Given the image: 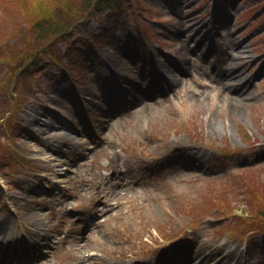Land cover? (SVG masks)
<instances>
[{
	"label": "rangeland",
	"instance_id": "obj_1",
	"mask_svg": "<svg viewBox=\"0 0 264 264\" xmlns=\"http://www.w3.org/2000/svg\"><path fill=\"white\" fill-rule=\"evenodd\" d=\"M91 1L0 0V228L45 245L38 264H177L223 243L202 264H264V233L238 240L264 227V0ZM50 15L66 24L40 37ZM235 64L242 83L216 77ZM194 146L199 179L159 172Z\"/></svg>",
	"mask_w": 264,
	"mask_h": 264
},
{
	"label": "trees",
	"instance_id": "obj_2",
	"mask_svg": "<svg viewBox=\"0 0 264 264\" xmlns=\"http://www.w3.org/2000/svg\"><path fill=\"white\" fill-rule=\"evenodd\" d=\"M106 2H103V0H95L94 1V7L95 8H97V7H99V5L100 4H105ZM106 4H108V6H111V5H113L114 7H117V4H116V2L114 1V2H108V3H106ZM55 11H56V9H55ZM76 12V11H75ZM57 17L58 16H48V17H42V18H39V19H37L36 20V22H34L33 23V28H37V29H40L39 30V34H40V37H44V36H42L43 34H46L47 32H49L51 29L53 30V31H56V32H59V30H61L64 26H65V21H61L60 19H57ZM49 18L51 19V20H49ZM64 25V26H63ZM65 29V28H64ZM63 29V30H64ZM50 33V32H49ZM37 62H35L34 61V65L36 64ZM33 65V66H34ZM33 66H30V67H28V69L29 70H32L33 68ZM242 211H245L244 209H242Z\"/></svg>",
	"mask_w": 264,
	"mask_h": 264
},
{
	"label": "bare ground",
	"instance_id": "obj_3",
	"mask_svg": "<svg viewBox=\"0 0 264 264\" xmlns=\"http://www.w3.org/2000/svg\"><path fill=\"white\" fill-rule=\"evenodd\" d=\"M185 56V53H183V57ZM37 59L38 58H35L34 59V61L35 62H37ZM217 59H220V57H217ZM241 69V70H240ZM243 73H245V69H244V65H241V67L239 66L238 67V64L236 65V66H234V67H232V68H230L228 71H227V73H226V75H227V77L229 78V80L230 79H241L242 77H241V75H243ZM241 77V78H240ZM242 102H240V101H235V104L236 105H238V104H241ZM48 125L46 124V122H43V123H41V125H40V127H41V129H43V128H45V127H47ZM40 233V232H39ZM2 240V239H1ZM0 240V241H1ZM146 261H148V260H145L144 262L142 261V263H140V264H144ZM137 264H139V263H137Z\"/></svg>",
	"mask_w": 264,
	"mask_h": 264
}]
</instances>
